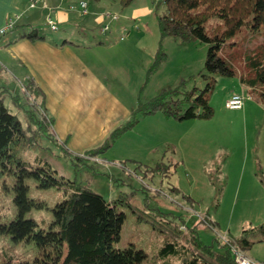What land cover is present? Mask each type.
Wrapping results in <instances>:
<instances>
[{"label":"rangeland","instance_id":"rangeland-1","mask_svg":"<svg viewBox=\"0 0 264 264\" xmlns=\"http://www.w3.org/2000/svg\"><path fill=\"white\" fill-rule=\"evenodd\" d=\"M62 1L67 3L66 10L78 14V25L57 21L47 9L45 20L38 18L41 34L76 43L95 42L96 35L108 46L113 45L106 54L101 52L104 49L97 50V54L109 64V84L134 108L140 99L146 102L162 88L177 86L183 80H188V88L205 86L201 72H205L208 44L174 37L162 39L157 16L165 6L158 0H133L128 5L123 0ZM83 1L88 3L87 13L81 5ZM49 13L58 30L48 24ZM84 15L99 16L100 21L88 16L90 22L86 23ZM106 26L107 30H103ZM256 42L253 36L245 47L252 48ZM160 47L167 57L154 67ZM8 72L0 68V85L9 88L3 93L5 105L31 135L35 129H30L29 111L41 115V98L35 92L28 93L25 80ZM234 94L244 95L242 109L227 107V100ZM210 104L214 115L209 119L180 122L162 112L144 116L101 156H85L86 151L75 153L85 156L89 160L86 164L75 165L49 136H39L35 145L22 147L20 154L29 163L37 157L48 161L58 179L88 185L115 202L125 213L117 246L143 249L147 254L143 264H177L175 255L160 251L170 237L190 245L187 239L192 226H197L204 242L224 253L229 241L244 236L245 230L256 227V232L246 237L258 239L264 224V104L250 95L239 75H218ZM159 162L170 168L162 172L149 170ZM27 182L29 196L43 202L42 207L34 208L27 216L50 223L54 220V206L64 196L63 189L40 188L34 179ZM147 196L156 199L163 210L183 214L187 225L176 219L168 222L169 219L154 217L155 212L146 208ZM0 207L9 215L15 212L12 194L1 181ZM235 248L241 250L234 244L232 253ZM15 249L19 254H30L32 246L18 245ZM241 252L264 264V242Z\"/></svg>","mask_w":264,"mask_h":264},{"label":"trees","instance_id":"trees-1","mask_svg":"<svg viewBox=\"0 0 264 264\" xmlns=\"http://www.w3.org/2000/svg\"><path fill=\"white\" fill-rule=\"evenodd\" d=\"M132 1L123 0L126 5ZM158 1L165 6L157 16L162 39L174 37L183 42L199 40L208 44L205 72H201L206 84L203 88L196 85L188 88V80H183L177 86L162 88L146 102L140 99L129 118L117 126L104 143L87 150L85 156H101L147 115L162 112L167 118L180 122L211 118L214 109L210 97L216 88L218 75H239L241 84L250 95L264 104V0ZM20 28L19 38H45L39 28L30 24H15L2 38ZM253 36L257 38L255 45L245 47ZM66 42L64 39L63 43ZM166 57V52L160 47L154 67ZM0 90V181L12 194L15 206L11 215L0 207V264H143L147 257L143 249L117 246L125 213L117 208L115 202L107 200L88 185L58 179L56 170L46 160L37 157L34 163H29L21 156L22 147L35 145L39 136H49L75 165L89 162L85 156L70 151L67 144L53 134L54 119L47 114L45 95L33 77H29L26 90L41 98L42 113L29 111L30 129L32 126L35 129L31 135L26 133L18 116L5 105L3 93L8 90L4 87ZM169 168V164L159 162L149 170L162 172ZM28 179H34L40 188L63 189L62 200L53 208L54 220L48 224L27 216L34 208L43 205L42 200L29 196ZM224 184L218 188L219 195ZM145 205L148 211L155 212L154 217L169 219L168 222L176 219L187 225L183 214L163 210L151 196L145 197ZM261 227L258 239L246 237L256 232V227H253L245 230L246 234L241 238L230 240L225 252L219 253L213 244L202 240L197 226H192L187 239L190 245L180 244L177 238L170 237L165 239L160 252L175 255L177 264H237L231 247L236 244L248 252L256 243L264 242V224ZM18 245H31L32 251L19 254L15 249Z\"/></svg>","mask_w":264,"mask_h":264},{"label":"crops","instance_id":"crops-1","mask_svg":"<svg viewBox=\"0 0 264 264\" xmlns=\"http://www.w3.org/2000/svg\"><path fill=\"white\" fill-rule=\"evenodd\" d=\"M29 1L0 0V27L13 20L15 24L33 25L40 32L38 18L44 19L47 9L57 21L78 25V14L65 9L66 1L44 0L45 7L40 0L34 8L29 7ZM84 16L86 23L90 19L100 21L99 16ZM20 31H12L0 40V68L26 83L33 77L45 95L46 112L54 119L53 134L70 150L81 153L100 146L134 108L109 84V64L97 54L103 49L101 52L106 54L113 45L108 46L96 35L95 42L67 39L64 44V39H50L45 34L44 39L19 38ZM0 87L9 92L7 85Z\"/></svg>","mask_w":264,"mask_h":264},{"label":"built area","instance_id":"built-area-1","mask_svg":"<svg viewBox=\"0 0 264 264\" xmlns=\"http://www.w3.org/2000/svg\"><path fill=\"white\" fill-rule=\"evenodd\" d=\"M40 0H30L29 6L31 8H34L38 5ZM44 2V6L46 7L47 4ZM82 7L84 8V13H87V7L88 3L86 1L81 2ZM48 24L50 25L52 30H58V25L54 21L51 15L48 16ZM15 26V22L13 20H9L6 25L0 27V38H2L8 31L13 29ZM103 30H107V26L104 27ZM245 97L241 94H234L227 100V107L229 109H242L244 107ZM234 257L238 264H260L250 257H248L246 254L242 253L241 250H236V248L233 251Z\"/></svg>","mask_w":264,"mask_h":264}]
</instances>
